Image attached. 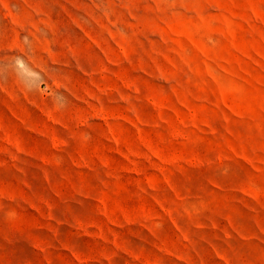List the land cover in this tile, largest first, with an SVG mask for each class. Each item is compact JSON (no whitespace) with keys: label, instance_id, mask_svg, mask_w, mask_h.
<instances>
[{"label":"rangeland","instance_id":"rangeland-1","mask_svg":"<svg viewBox=\"0 0 264 264\" xmlns=\"http://www.w3.org/2000/svg\"><path fill=\"white\" fill-rule=\"evenodd\" d=\"M0 264H264V0H0Z\"/></svg>","mask_w":264,"mask_h":264}]
</instances>
